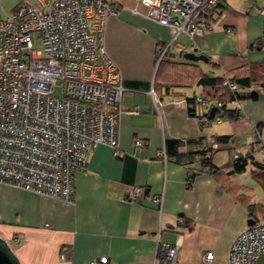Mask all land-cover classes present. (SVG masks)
I'll use <instances>...</instances> for the list:
<instances>
[{
	"label": "crops",
	"instance_id": "0c3cea01",
	"mask_svg": "<svg viewBox=\"0 0 264 264\" xmlns=\"http://www.w3.org/2000/svg\"><path fill=\"white\" fill-rule=\"evenodd\" d=\"M119 1L123 6L105 37L126 88L119 153L107 145L92 150L86 170L75 173L74 203L0 184V235L14 242L24 264H88L102 256L108 264H154L161 243L177 242V264H200L206 250L213 252L215 264H227L233 238L249 220L264 218V201L242 179L252 167L264 194V0L243 9L219 1L212 29L196 38L197 54H206L208 61L186 58L193 52L188 36L172 43L170 27L134 13L131 0ZM260 37L263 45L256 46ZM165 47L168 61H192L211 77L233 70L250 77L251 87L242 90L257 99L230 103L240 109L241 119L204 122L202 116L212 109L197 103L192 111L188 102L201 96L204 86H168V67L165 77L157 75ZM249 129L255 141L246 145L242 135ZM215 139L218 149L212 150ZM137 140L145 145L136 146ZM162 148L167 160L158 155ZM236 153L254 157L241 173L230 172ZM129 186L144 189L140 201L125 199ZM154 195L162 196L160 205L151 201Z\"/></svg>",
	"mask_w": 264,
	"mask_h": 264
},
{
	"label": "built area",
	"instance_id": "2783aa9c",
	"mask_svg": "<svg viewBox=\"0 0 264 264\" xmlns=\"http://www.w3.org/2000/svg\"><path fill=\"white\" fill-rule=\"evenodd\" d=\"M131 1L134 13L173 30L172 43L180 35L188 36L193 52L198 50L196 38L212 29L219 8V0ZM38 3L23 0L0 19V184L74 203L75 173L86 170L92 150L107 145L119 153L126 88L105 37L110 19L123 5L119 0ZM227 32L233 35L235 30ZM167 51L168 47L161 50L158 62ZM225 85L232 94L239 90L227 75ZM196 101L210 109L214 104L217 122L225 118L226 106L240 103H211L200 95ZM144 145L143 140L136 141V146ZM218 145L215 139L210 148L216 150ZM158 155L167 160L164 148ZM143 195L142 187L129 186L125 199L140 201ZM150 199L162 203L160 195ZM180 250L179 242L161 243L154 264H177ZM108 263L109 258L102 256L88 264ZM200 264H215L211 250L204 252ZM227 264H264V218L233 238Z\"/></svg>",
	"mask_w": 264,
	"mask_h": 264
},
{
	"label": "trees",
	"instance_id": "16d2710c",
	"mask_svg": "<svg viewBox=\"0 0 264 264\" xmlns=\"http://www.w3.org/2000/svg\"><path fill=\"white\" fill-rule=\"evenodd\" d=\"M220 4V3H219ZM254 44H252L253 46ZM256 46L263 45V38L260 37L256 41ZM210 61V60H209ZM168 67L170 70L169 74H166L169 76L168 81L166 82L168 86H191L195 83H198L199 85L204 86V93L201 95L203 100L206 102H231V101H239L251 98V99H257L258 95L253 92L243 91L242 89H247L251 87L252 82L251 78L247 76L239 77V71L233 70V71H226V74L222 76H214L211 77L203 72V70L194 62L188 61V62H171L166 59V55L161 59L158 65L157 75L159 78L165 77L164 71ZM226 75L228 78L233 80L236 85L238 86V91L234 94H232L231 90L227 85H225L226 82ZM164 79V78H163ZM190 108L192 111H195L196 109V98L195 99H189L188 100ZM213 108V105L212 107ZM211 112L207 113L206 116L209 117L210 122L213 120V118H210ZM224 117L229 118L232 120H238L239 117H242V114L240 112V109L238 108H230L229 105L224 108ZM263 124L260 123L257 127H261ZM257 128V129H258ZM216 139L219 140V137L216 136ZM238 157L236 158L234 156V162H233V169L230 172H238L241 173L245 171L247 165L249 162H254V157L252 153H247L246 155H241L240 153H237ZM213 170V168L211 167Z\"/></svg>",
	"mask_w": 264,
	"mask_h": 264
},
{
	"label": "rangeland",
	"instance_id": "374dc122",
	"mask_svg": "<svg viewBox=\"0 0 264 264\" xmlns=\"http://www.w3.org/2000/svg\"><path fill=\"white\" fill-rule=\"evenodd\" d=\"M23 0H0V19L3 17H6L7 15H10L14 12V10L19 6V4L22 2ZM36 4L38 3V0H30ZM221 1V0H219ZM225 1H229V0H222V2ZM253 0H231V2L229 1V5H231V7H236V8H250V5ZM220 20V17L217 19ZM228 28H232V27H228ZM234 29V28H233ZM37 47H41V43L38 42ZM263 100V99H261ZM243 101V100H242ZM263 123H264V117H263ZM242 133V132H240ZM262 139L264 141V126H262ZM243 141L246 145L250 144L251 142L255 141L254 135H253V129H249L247 133L243 132L242 135ZM239 147H242V144L239 143ZM247 148V147H246ZM263 152V151H262ZM261 149L256 150V153L260 155H262L261 153ZM239 181L241 179V177L239 176L237 178ZM243 182L247 183L248 185H252V187H254L256 189V197L258 198V201H264L263 199V192L262 189L260 187L259 181L255 178L254 176V172L252 171V167L249 168L248 171H246V173L244 174V176H242ZM10 246L12 247V249H14L15 245L14 242H12V240H8Z\"/></svg>",
	"mask_w": 264,
	"mask_h": 264
},
{
	"label": "water",
	"instance_id": "95a60500",
	"mask_svg": "<svg viewBox=\"0 0 264 264\" xmlns=\"http://www.w3.org/2000/svg\"><path fill=\"white\" fill-rule=\"evenodd\" d=\"M185 57L193 61H208V56L204 53L197 54V52H187ZM216 108H212L210 118H213ZM254 220H249L248 224H253ZM0 264H24L15 251L10 246L7 239L0 235Z\"/></svg>",
	"mask_w": 264,
	"mask_h": 264
}]
</instances>
